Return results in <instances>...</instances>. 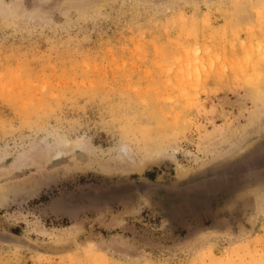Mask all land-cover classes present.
Masks as SVG:
<instances>
[{
	"label": "rangeland",
	"instance_id": "374dc122",
	"mask_svg": "<svg viewBox=\"0 0 264 264\" xmlns=\"http://www.w3.org/2000/svg\"><path fill=\"white\" fill-rule=\"evenodd\" d=\"M11 1L0 264H264V0Z\"/></svg>",
	"mask_w": 264,
	"mask_h": 264
},
{
	"label": "water",
	"instance_id": "95a60500",
	"mask_svg": "<svg viewBox=\"0 0 264 264\" xmlns=\"http://www.w3.org/2000/svg\"><path fill=\"white\" fill-rule=\"evenodd\" d=\"M258 166H264V155H262L261 157H260V159L258 160V161H255V162H253V163H251V164H249V165H245V166H243L239 171H237V172H232L231 174H230V176H229V178L230 177H238V176H242V175H244V174H246L247 172H249L250 170H252V169H255V168H257ZM116 188H118V189H116ZM116 188H113V189H111L109 192H108V195L109 196H117L118 194H120L121 192H122V187H116ZM138 189H142V185H139L138 186ZM12 233V232H11ZM21 236V235H20ZM0 243L1 244H11V245H15V244H18L19 246H23V247H27V248H35V247H33L32 245H27V244H24V243H18V242H15V241H11L10 243H6V242H4V241H2L1 239H0ZM27 243V242H26Z\"/></svg>",
	"mask_w": 264,
	"mask_h": 264
},
{
	"label": "bare ground",
	"instance_id": "6f19581e",
	"mask_svg": "<svg viewBox=\"0 0 264 264\" xmlns=\"http://www.w3.org/2000/svg\"><path fill=\"white\" fill-rule=\"evenodd\" d=\"M70 1V0H69ZM69 3V2H68ZM75 3V2H74ZM92 4V3H91ZM90 4V5H91ZM67 5V4H66ZM69 5V4H68ZM87 6V5H86ZM19 8V1L18 0H13L10 2V10L12 12H15ZM85 8V7H84ZM182 68H201L200 64L198 62H194L192 59L187 58L183 64ZM83 140L77 139L75 140L72 144L73 145H79L83 144ZM58 143V148L60 150H66L68 140L66 138H60ZM2 198V197H1Z\"/></svg>",
	"mask_w": 264,
	"mask_h": 264
}]
</instances>
